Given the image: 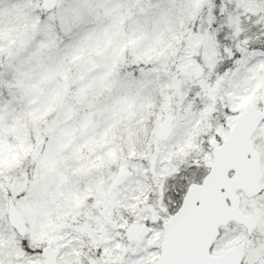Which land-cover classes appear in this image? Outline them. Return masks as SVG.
I'll list each match as a JSON object with an SVG mask.
<instances>
[{
  "label": "snow or ice",
  "instance_id": "6c2138e0",
  "mask_svg": "<svg viewBox=\"0 0 264 264\" xmlns=\"http://www.w3.org/2000/svg\"><path fill=\"white\" fill-rule=\"evenodd\" d=\"M0 264H264V0H0Z\"/></svg>",
  "mask_w": 264,
  "mask_h": 264
}]
</instances>
